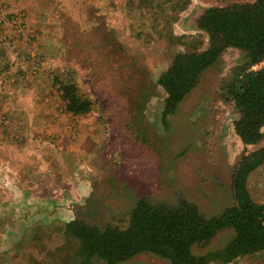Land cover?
Listing matches in <instances>:
<instances>
[{
  "label": "rangeland",
  "instance_id": "obj_1",
  "mask_svg": "<svg viewBox=\"0 0 264 264\" xmlns=\"http://www.w3.org/2000/svg\"><path fill=\"white\" fill-rule=\"evenodd\" d=\"M251 1L0 0V264H80L66 224L124 228L141 198L184 197L208 216L234 203L235 166L264 145L243 144L239 113L220 97L244 53L227 48L166 124L157 80L178 51L209 47L199 26L207 8ZM61 80L91 99L90 112L66 110ZM248 184L264 198V165ZM233 235L221 230L194 252L221 249ZM167 263L144 253L117 264Z\"/></svg>",
  "mask_w": 264,
  "mask_h": 264
},
{
  "label": "trees",
  "instance_id": "obj_2",
  "mask_svg": "<svg viewBox=\"0 0 264 264\" xmlns=\"http://www.w3.org/2000/svg\"><path fill=\"white\" fill-rule=\"evenodd\" d=\"M187 4L182 1L176 7ZM200 28L209 34V47L178 51L158 77V84L166 91L163 123L195 89L201 73L223 63L225 50L234 47L244 53V62L223 80L220 97L233 102L239 113L234 123L243 144L257 145L264 140V66L258 70L253 66L264 61V0L209 7ZM185 38L177 37L181 41ZM197 42L196 48L202 40ZM61 81L66 110L73 114L90 112L91 99L80 94L76 83ZM263 165L264 145L249 154L243 152L233 171L234 203L218 215L204 214L184 197L176 204H154L141 198L124 228H101L75 218L66 224L65 232L80 241V264H94L96 258L117 264L144 253L162 257L167 264H211L218 260L230 264L249 256H264V203L257 202L248 189L250 175ZM227 228L234 235L223 248L194 252L196 246L208 245Z\"/></svg>",
  "mask_w": 264,
  "mask_h": 264
},
{
  "label": "crops",
  "instance_id": "obj_3",
  "mask_svg": "<svg viewBox=\"0 0 264 264\" xmlns=\"http://www.w3.org/2000/svg\"><path fill=\"white\" fill-rule=\"evenodd\" d=\"M242 141V140H241ZM248 189H249V191H250V193L252 192V190L250 189V186H249V184H248ZM254 192H255V190H254ZM253 197V196H252ZM256 199H261V200H259V202L260 203H264V198H262L261 196H259L258 195V193L256 194ZM255 199V200H256Z\"/></svg>",
  "mask_w": 264,
  "mask_h": 264
},
{
  "label": "built area",
  "instance_id": "obj_4",
  "mask_svg": "<svg viewBox=\"0 0 264 264\" xmlns=\"http://www.w3.org/2000/svg\"><path fill=\"white\" fill-rule=\"evenodd\" d=\"M264 66V61L253 66V69L258 70Z\"/></svg>",
  "mask_w": 264,
  "mask_h": 264
},
{
  "label": "flooded vegetation",
  "instance_id": "obj_5",
  "mask_svg": "<svg viewBox=\"0 0 264 264\" xmlns=\"http://www.w3.org/2000/svg\"><path fill=\"white\" fill-rule=\"evenodd\" d=\"M205 14H206V12H205ZM205 14H204V15H205ZM204 15L202 16V18L204 17ZM200 25H201V22H200ZM200 25H199V26H200Z\"/></svg>",
  "mask_w": 264,
  "mask_h": 264
}]
</instances>
